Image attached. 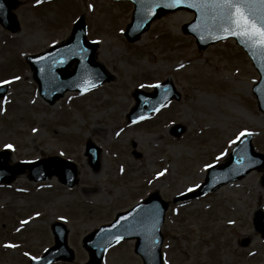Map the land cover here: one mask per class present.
<instances>
[{"label":"rangeland","instance_id":"1","mask_svg":"<svg viewBox=\"0 0 264 264\" xmlns=\"http://www.w3.org/2000/svg\"><path fill=\"white\" fill-rule=\"evenodd\" d=\"M132 9L131 2L115 0H19V30L0 26V81L20 77L4 84L0 98V152L8 151L10 166L59 156L77 174L71 187L56 176L33 182L27 173L0 186V264H29V257L40 256L53 245L55 221L66 226L74 259L51 264L85 263L83 237L153 192L168 205L163 264H264V238L253 226L255 214L264 212V167L207 195L172 201L197 189L207 167L228 159L241 131L247 129L254 150L264 154V113L252 93L257 72L233 39L198 49L181 30L193 18L188 10L156 18L128 41L123 33ZM79 16L87 39L97 43L96 60L112 78L48 104L24 57L65 41ZM167 77L179 99L129 122L135 89L150 91ZM176 125L184 131L174 136ZM86 141L99 147L97 168L84 154ZM132 245L111 246L103 264H142Z\"/></svg>","mask_w":264,"mask_h":264},{"label":"water","instance_id":"2","mask_svg":"<svg viewBox=\"0 0 264 264\" xmlns=\"http://www.w3.org/2000/svg\"><path fill=\"white\" fill-rule=\"evenodd\" d=\"M130 2H133L134 8L131 21L124 33L129 41L136 40L142 32L146 31L150 21L178 9L194 13V18L182 25V31L195 38L194 41L199 49H204L222 39L230 37L236 39L259 73V79L252 91L258 108L264 112V48L254 41L229 34L226 29L233 26L223 10L211 4L204 7L192 6L193 3H202V0H184L179 4L175 3V0H130ZM17 3V0H0V24L12 32L18 29L16 15L12 11ZM253 10L257 17L264 15V9H261L259 5H254ZM72 26L71 35L64 43L55 45L40 54L26 57L38 85V92L49 104H53L67 90L83 92L112 78L93 57L96 44L86 40L83 17L77 19ZM233 31H235L234 28ZM72 62H75V65L69 71L68 67ZM153 86L154 89L150 92L135 89L132 96L135 104L126 119L140 120L149 116L171 98H179L170 77ZM5 92L6 87H0V96ZM182 131L184 127L180 125L171 129L174 135ZM98 151H100L98 147L87 142L85 155L89 158L88 163L94 168L99 166ZM8 156L7 151L0 152V182L9 183L25 169H28L29 177L33 180H43L51 175H57L61 182L69 186L76 182L74 165L59 157L51 156L8 166ZM262 167H264V154L254 150L251 134H246L233 147L227 161L208 168L206 177L198 189L182 194L174 201L214 191L223 184L245 176L252 169ZM262 184L264 186V178ZM166 209L167 202L162 200L157 192H153L130 209L115 214V219L111 223L101 225L83 239V246L89 252V261L85 264H101V257L108 246L120 240L132 238L136 239L133 245L134 251L141 256L143 264H162L160 248L163 237L160 234V227L164 221ZM254 227L264 236V213L261 211L256 213ZM52 231L55 235V245L49 248L39 260L33 261L34 263L46 264L58 258L73 259V251L66 243L65 227L60 223H54Z\"/></svg>","mask_w":264,"mask_h":264},{"label":"snow or ice","instance_id":"3","mask_svg":"<svg viewBox=\"0 0 264 264\" xmlns=\"http://www.w3.org/2000/svg\"><path fill=\"white\" fill-rule=\"evenodd\" d=\"M184 0H175V3H183ZM36 3H41V0H36ZM211 4L212 6L223 10L227 15L228 19L232 23V28L226 29L229 34H233L242 38L256 42L259 46L264 48V15L257 17L254 9V5H259L261 9H264V0H202V3H193V7H204ZM89 5V8H92ZM234 10V14H233ZM233 28L235 31H233ZM20 77L14 76L11 80L0 81V85L10 84L13 80H19ZM144 87V85H141ZM33 131H36L33 129ZM246 134H250L247 129L241 131L237 136L236 140H240L241 137ZM6 148H12L13 145L7 144ZM123 171V169H121ZM163 173H157L162 175ZM191 190V189H189ZM119 239V237L117 238ZM9 247H17L16 245H7ZM27 255V254H26ZM33 260H39L40 257L33 256Z\"/></svg>","mask_w":264,"mask_h":264},{"label":"bare ground","instance_id":"4","mask_svg":"<svg viewBox=\"0 0 264 264\" xmlns=\"http://www.w3.org/2000/svg\"><path fill=\"white\" fill-rule=\"evenodd\" d=\"M74 63V62H73ZM73 65V64H72Z\"/></svg>","mask_w":264,"mask_h":264}]
</instances>
